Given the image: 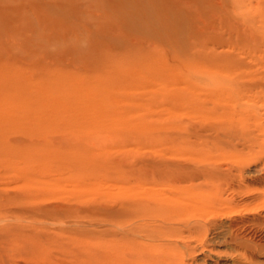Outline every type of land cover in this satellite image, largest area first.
<instances>
[{"label": "rangeland", "instance_id": "1", "mask_svg": "<svg viewBox=\"0 0 264 264\" xmlns=\"http://www.w3.org/2000/svg\"><path fill=\"white\" fill-rule=\"evenodd\" d=\"M210 60L264 70V0H0V264H102L117 247L141 264H264V157L220 214L165 183L204 162ZM262 91L238 84V129L261 141ZM250 154L238 144V166ZM167 198L180 212L164 225Z\"/></svg>", "mask_w": 264, "mask_h": 264}, {"label": "bare ground", "instance_id": "2", "mask_svg": "<svg viewBox=\"0 0 264 264\" xmlns=\"http://www.w3.org/2000/svg\"><path fill=\"white\" fill-rule=\"evenodd\" d=\"M219 60L220 59H215V61H219ZM213 61L210 60L207 65L208 68L206 67V70L203 71L211 87L210 91L208 92L209 93L208 96L210 98L211 103L214 105V109H215V113L213 114V116H206L209 111L205 115L206 116L205 121L207 123L206 129L210 132V134H208L206 136V139L203 141L204 143H206V146L208 147L204 162L203 164H199L198 162H196L194 164H191V166L188 165L189 167H187V165L183 167H179L180 165L179 166L176 165L178 166L176 171L179 173V177L174 179L175 177L174 176L175 172H174L170 177L172 180L171 183L165 181L164 182L166 183V185H169L171 188L168 191L170 195L172 192H173L172 194L179 192L188 194L191 192V190H193V188L197 190L200 189L201 191L205 192L206 196L208 197V203L205 206L206 208L202 207L201 209L207 211L209 214H220V212L221 213L222 211L227 212L234 207L231 206V204L229 203V201H227V199L226 200L224 199L225 196L224 193L226 191H231V193L234 194V196L235 195L238 196V193L240 192L243 193V190L245 189L242 188L241 186L238 187V176L243 178V176L241 175L244 172L245 167H247V165L249 166V164H251L253 161L255 160L258 161L264 157V140L261 141L259 135H256L255 133L246 134L238 129V84L240 85V88L242 86L244 90H249V91L252 90L253 87L261 88V89L264 88V70L258 69V71H256L255 73L247 72L246 70L248 67L245 66L242 69L243 71H241L238 75H235L225 66L223 65L220 66L218 64H215ZM191 94H192V102L197 101V99L194 96V93L191 92ZM253 94L254 93L252 92L251 95ZM255 95L256 97L254 98H257L258 102L260 101L264 102L263 91L259 92V94L256 93ZM260 107H264V105ZM258 109L260 110L261 108L258 107ZM194 110H195L194 113L196 115H199L201 113L199 111V107L197 108L194 107ZM255 115H256V121L258 122V120H260V116L258 115V113H256ZM242 122L243 119L241 118L240 123ZM256 131L264 134V125L258 123L256 126ZM238 144H242L245 148L249 149L251 153L249 156L246 157V159H244L242 163H240L239 166H238V160H236L238 159ZM256 148H259V150H256ZM228 159H234L233 162L231 163L232 166L229 167L225 166L226 165L225 162ZM260 171L263 172L264 167ZM201 179L204 180V182L202 183L203 188H199L198 185L194 184V182ZM261 179H264V177H262ZM175 180H179L178 183ZM182 182H190L191 185L189 189L183 188ZM247 188L248 187H246V189ZM256 192L255 191L253 192L251 189H248V192H245V194L249 195L250 198L258 199L262 196V193H256ZM150 198H148V200L145 201L151 202L152 200ZM167 199L172 201L169 208L175 205L174 206L175 209L170 211V209L167 208L168 209L167 212H169L170 215L169 216L167 215V219H164L165 220L164 225L166 222H168L169 224H174V222H176V220L172 217L170 212L174 210L180 212V210H178L180 208H178L177 201L174 200V198H170V199L167 198ZM186 199L187 201H189V198ZM226 204L228 206H225ZM226 208L228 209L224 211V209ZM149 209L150 211L156 210V208L152 209V206L149 207ZM213 223L217 224L214 221H212V223L209 224L212 225ZM162 227L165 228V231L169 229L168 227L166 228V226L163 225L161 226V228ZM164 235H165L164 237H173L172 232L169 233L165 232ZM186 248L189 252L191 251L192 253H195L196 252L195 250H197V246L191 247L190 244L186 245ZM116 249L118 250H116L115 252L113 250L110 251L111 257L105 259V261H103L102 264H136L138 262L137 256L140 253L137 254L136 251L128 248L119 249L117 247ZM187 250L181 251V255L186 254ZM170 261L171 259H169V262H167L166 264L174 263V261L173 262ZM237 262L238 261H236V263ZM137 264H141V263H137Z\"/></svg>", "mask_w": 264, "mask_h": 264}]
</instances>
